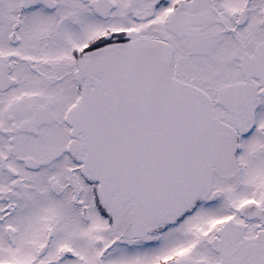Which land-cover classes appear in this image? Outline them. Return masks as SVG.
I'll return each mask as SVG.
<instances>
[{"label": "snow or ice", "instance_id": "1", "mask_svg": "<svg viewBox=\"0 0 264 264\" xmlns=\"http://www.w3.org/2000/svg\"><path fill=\"white\" fill-rule=\"evenodd\" d=\"M0 264H264V0H0Z\"/></svg>", "mask_w": 264, "mask_h": 264}]
</instances>
